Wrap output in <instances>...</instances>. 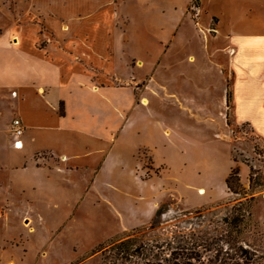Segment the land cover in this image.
<instances>
[{"label": "rangeland", "instance_id": "374dc122", "mask_svg": "<svg viewBox=\"0 0 264 264\" xmlns=\"http://www.w3.org/2000/svg\"><path fill=\"white\" fill-rule=\"evenodd\" d=\"M24 1L10 0L17 9ZM5 2L0 10L9 15ZM194 2L116 0L117 43L107 76L133 90L143 117L97 114L88 137L44 131L29 145L23 134L25 148L15 149L9 125L19 111L14 94L0 91V264H129L114 258L111 247L120 241L139 254L134 264H180L182 252L186 264H215L233 253L229 247L264 262V142L233 122L230 100L228 138L220 136L221 92L206 89L203 59L221 71L230 93L233 52ZM37 31L41 46L52 43L44 25ZM85 140L92 147H79ZM26 148L56 150L24 162ZM76 152L81 161L56 163L55 153ZM229 165L238 172L231 192L222 182ZM212 179V191L190 188ZM154 202L146 224L128 228L144 222Z\"/></svg>", "mask_w": 264, "mask_h": 264}, {"label": "crops", "instance_id": "0c3cea01", "mask_svg": "<svg viewBox=\"0 0 264 264\" xmlns=\"http://www.w3.org/2000/svg\"><path fill=\"white\" fill-rule=\"evenodd\" d=\"M115 4L116 0H25V7L17 9L10 0L4 3L9 15L0 10V91L14 93V106L19 111L16 117L24 126L23 136L29 145L37 138L44 139L48 135L44 131H73L88 137L95 133L96 122L92 119L97 114L105 120L112 112L145 115L136 108L133 90L114 86L107 76L114 68L109 63L117 43L114 29L119 16ZM195 6L207 25L215 21V35L233 52L229 108L233 122L246 124L264 142V0H198ZM40 25L52 35L53 39L47 41L51 44L40 45ZM78 56L82 61H77ZM203 62L202 68L207 69L206 89L221 92V98H217L218 115L225 131L220 136L228 138L226 83L207 56ZM79 119L85 122L83 127L77 126ZM85 141H77L79 147H92ZM59 142H63L61 146L65 144L64 140ZM19 143L20 148H25L24 143ZM27 150L24 162L35 161L34 156L43 151L54 153L49 149ZM78 154L54 155L56 163H63L81 161ZM231 167L223 173V186ZM212 181L190 188L198 193L212 191ZM113 200L109 198V203L115 205ZM156 206L154 202L144 216L145 223L135 219L128 228L146 224Z\"/></svg>", "mask_w": 264, "mask_h": 264}, {"label": "trees", "instance_id": "16d2710c", "mask_svg": "<svg viewBox=\"0 0 264 264\" xmlns=\"http://www.w3.org/2000/svg\"><path fill=\"white\" fill-rule=\"evenodd\" d=\"M195 3V2H194ZM196 4V3H195ZM230 93H226V103L228 104V101L230 100ZM251 171V170H250ZM237 168H231L229 174L224 180L225 187L228 191H232L231 188V180L232 178L237 175ZM111 248L114 249V258H116L119 261H128L129 264H134L131 262L130 259L133 257H138L139 254H136V250H132L129 248L128 243L126 241H120L118 244L113 245ZM233 253H230V256H227L226 254L223 255L222 259L217 262L215 260V264H260L258 260H261V258H258L255 253L251 252L250 250L244 249L242 247L234 248L229 247ZM174 252H171L169 256L173 255ZM186 252H182L179 254V259L182 261L180 264H186V262L183 261V259H187ZM197 261V260H196ZM199 261V260H198ZM125 264V263H124ZM127 264V263H126ZM144 264H158L154 261H148ZM161 264V263H160ZM208 264V263H205ZM214 264V263H213ZM261 264H264L262 262Z\"/></svg>", "mask_w": 264, "mask_h": 264}, {"label": "built area", "instance_id": "2783aa9c", "mask_svg": "<svg viewBox=\"0 0 264 264\" xmlns=\"http://www.w3.org/2000/svg\"><path fill=\"white\" fill-rule=\"evenodd\" d=\"M14 94V93H13ZM9 130L11 133V136L16 139L13 142V146L15 148H20V143H19V138L23 135L24 133V126L19 118H15L12 120V122L9 125Z\"/></svg>", "mask_w": 264, "mask_h": 264}, {"label": "bare ground", "instance_id": "6f19581e", "mask_svg": "<svg viewBox=\"0 0 264 264\" xmlns=\"http://www.w3.org/2000/svg\"><path fill=\"white\" fill-rule=\"evenodd\" d=\"M202 192H200V194H201Z\"/></svg>", "mask_w": 264, "mask_h": 264}]
</instances>
